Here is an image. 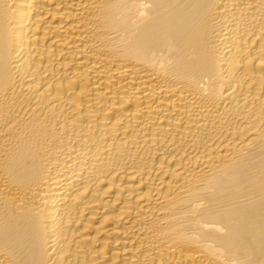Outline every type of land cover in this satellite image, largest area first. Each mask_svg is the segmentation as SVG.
<instances>
[{
    "label": "bare ground",
    "instance_id": "1",
    "mask_svg": "<svg viewBox=\"0 0 264 264\" xmlns=\"http://www.w3.org/2000/svg\"><path fill=\"white\" fill-rule=\"evenodd\" d=\"M0 264H264V0H0Z\"/></svg>",
    "mask_w": 264,
    "mask_h": 264
}]
</instances>
